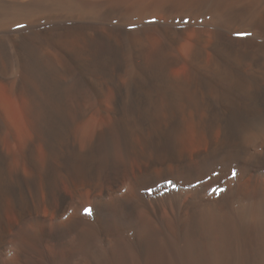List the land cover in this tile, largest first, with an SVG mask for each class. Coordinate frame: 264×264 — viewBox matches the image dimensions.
<instances>
[{"label":"bare ground","instance_id":"1","mask_svg":"<svg viewBox=\"0 0 264 264\" xmlns=\"http://www.w3.org/2000/svg\"><path fill=\"white\" fill-rule=\"evenodd\" d=\"M0 264H264V0H0Z\"/></svg>","mask_w":264,"mask_h":264},{"label":"snow or ice","instance_id":"2","mask_svg":"<svg viewBox=\"0 0 264 264\" xmlns=\"http://www.w3.org/2000/svg\"><path fill=\"white\" fill-rule=\"evenodd\" d=\"M243 35H250V33H245V34H243ZM169 183H170V182H169ZM85 211H86V213H87L88 215H91V209H86Z\"/></svg>","mask_w":264,"mask_h":264}]
</instances>
